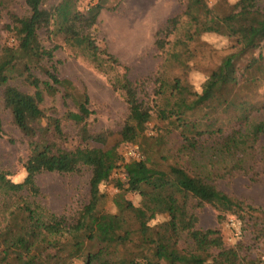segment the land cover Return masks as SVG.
Wrapping results in <instances>:
<instances>
[{"label":"trees","instance_id":"trees-1","mask_svg":"<svg viewBox=\"0 0 264 264\" xmlns=\"http://www.w3.org/2000/svg\"><path fill=\"white\" fill-rule=\"evenodd\" d=\"M45 1L26 0L27 15L10 13L6 29L15 44L5 48L0 59V102L11 112L29 150L23 182H13L0 166V220L6 223L3 227L0 222V264H43L37 246L52 252L44 264H264L261 258L242 256L237 246H225L219 230L198 229L200 219L194 212L219 194L217 180L253 171L254 135L261 125L253 118L264 110L255 89L264 81V60L259 55L244 68L238 64L260 48L259 43L244 46L246 40L258 34L264 39V0H238L233 5L217 0L213 6L207 0H183L184 41L216 34L236 39L239 49L221 62L200 91L181 78L161 80L156 87L160 103L156 109L141 102L137 87L128 78V67L100 49L90 36L88 30L96 23L82 21L78 14L69 18L61 29L69 47L77 49L99 73L108 74L115 67L125 70L123 77L112 79L129 113L112 142L111 132L90 130L95 113L88 91L61 79L57 66L51 64L57 48L48 49L40 37L42 30L51 34L54 11L44 8ZM97 7L104 9V1L99 0ZM179 22V17L169 19L159 32V50L165 48L166 38ZM40 69L47 82L36 75ZM14 77L22 79L33 93L10 85ZM58 94L65 102L74 100L76 111L68 107L58 117L55 107L47 109L45 96ZM63 120L79 128L80 146L67 149L59 143L67 138ZM152 123L163 125L158 126L156 136L148 137ZM173 133L178 134L180 145L170 160L165 151ZM260 133L264 134V126ZM129 145H138L143 159L126 160L120 146ZM83 168L91 170L89 202L75 222L68 224L37 201L41 190L36 177L73 174ZM119 169L125 180L112 178ZM110 183L118 189L111 198L115 213L106 209L108 196L101 190V185ZM130 193L140 197L139 205L127 198ZM255 212L264 224L262 209L240 202L230 211L244 223L253 221L251 231L262 236L264 225L261 229L253 220ZM158 217L166 221L153 224Z\"/></svg>","mask_w":264,"mask_h":264},{"label":"rangeland","instance_id":"rangeland-1","mask_svg":"<svg viewBox=\"0 0 264 264\" xmlns=\"http://www.w3.org/2000/svg\"><path fill=\"white\" fill-rule=\"evenodd\" d=\"M104 9H99V0H46L44 8L53 10L51 34L44 30L40 32L42 44L54 51L53 63L57 66V73L61 79L70 80L74 86L85 88L91 99V109L94 115L90 119L92 133L111 132L109 142L117 138L118 132L124 126L128 117V106L120 94L113 89V79L123 77L125 70L115 67L108 74L102 73L85 59L80 52L65 43L61 29L65 22L78 14L82 21L95 22V26L88 30L100 49H106L116 56L120 64L128 67V78L135 84L141 102L156 109L158 98L156 90L161 80L173 81L181 78L189 83L194 90L200 91L204 82L221 62L239 49L236 39L216 35L202 34L195 41H184L185 25L187 20L183 17L186 2L183 0H102ZM230 4L238 0H228ZM209 6L217 0H207ZM10 13L27 15L26 0H0V59L5 56V48L13 47L15 39L8 33L6 26L10 23ZM179 17L178 28L166 38V46L159 50L156 46L159 32L163 30L169 19ZM260 44V48L251 51L248 56L239 62L238 67L244 68L253 56L262 55L264 60V39L258 34L246 40L244 46ZM177 54L174 57V55ZM175 58L173 60V57ZM264 62V61H263ZM50 66V65H47ZM46 66V67H47ZM35 73L47 82L48 77L41 72ZM112 79V80H111ZM10 85L26 93H33L32 88L20 78H12ZM259 87V88H258ZM257 90V101H264V81ZM0 96L2 91L0 90ZM46 108L55 107L57 116L62 117L68 107L76 111L74 100L65 102L61 94L51 98L45 96ZM0 119L3 124V134L0 137V166L3 171L10 174L9 178L15 183L25 180L27 174L23 167L24 161L29 157L27 140L14 124L11 112L0 102ZM256 125H260L254 135L255 158L250 162L253 171L239 172L233 176L219 179L216 186L219 190L212 200L206 202L201 208L194 209L199 216L198 229H216L222 234L225 246H237L241 255L250 258H264V234H255L251 231V223H244L237 215L230 211L236 209L240 202L250 205L253 209L264 210V134L260 129L264 126V110L253 118ZM163 123H152L147 133L148 137L157 135L158 126ZM66 140L59 143L67 149L80 146L79 128L72 122L63 120ZM178 134L173 133L170 144L165 151L173 160L179 150ZM138 146V145H134ZM128 146L121 147L120 152L126 160ZM139 147V146H138ZM140 159L143 155L140 151ZM203 160V157H199ZM139 159V160H140ZM113 179L125 180L121 169L116 170ZM91 170L83 168L73 174L42 173L37 175L36 183L41 190L37 199L57 216L64 217L68 224H73L81 210L89 202ZM254 179V181L252 180ZM101 190L108 196L105 202L106 209L115 213L116 208L111 198L118 192L113 183L101 185ZM127 198L139 205L141 199L136 194H127ZM247 213V212H246ZM224 214L220 220L219 216ZM259 213H253L254 221L259 222L262 229L263 220L257 219ZM248 219V213L246 214ZM1 219V218H0ZM231 219L241 223V235L236 236L237 230L231 225ZM166 217H158L153 224H161ZM2 222L5 227L6 223ZM263 233V232H260ZM187 246V244H183ZM41 255L43 264L52 252L41 246L35 248ZM75 264H84L76 262Z\"/></svg>","mask_w":264,"mask_h":264},{"label":"built area","instance_id":"built-area-1","mask_svg":"<svg viewBox=\"0 0 264 264\" xmlns=\"http://www.w3.org/2000/svg\"><path fill=\"white\" fill-rule=\"evenodd\" d=\"M126 157L128 158V160L130 159L139 160L141 157L139 153V147L134 145H129L126 150ZM231 225L237 230L236 236L239 237L241 235V231H240L241 223L237 222L236 219H231Z\"/></svg>","mask_w":264,"mask_h":264}]
</instances>
